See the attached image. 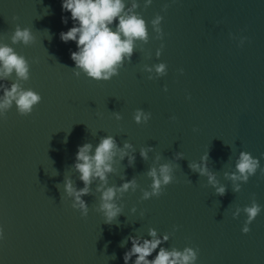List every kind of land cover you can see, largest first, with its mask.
<instances>
[{
	"label": "water",
	"instance_id": "obj_1",
	"mask_svg": "<svg viewBox=\"0 0 264 264\" xmlns=\"http://www.w3.org/2000/svg\"><path fill=\"white\" fill-rule=\"evenodd\" d=\"M61 3L0 0V43L29 62L22 87L41 96L30 115H19L13 105L0 117V264H124L131 242L124 247L120 242L130 235L150 239L149 228L158 237L169 235L162 247L198 249L195 264H264V176L257 169L237 193L224 176L234 171L240 151L264 167V0H152L147 8L137 0L135 11L148 23L149 41L138 43L131 61L108 81L73 75L70 52L76 44L59 38L73 21ZM165 3L167 11H161ZM156 14L163 17L162 41L153 39L150 21ZM16 25L30 29L32 44H11ZM158 63L166 64V74L152 73L149 80L143 66ZM14 80L13 74L0 83ZM136 109L151 113L147 123L134 122ZM107 135L119 147L128 141L135 149L134 166L127 157L114 164L108 186L133 177L139 186L117 201L122 214L112 224L94 211L95 182L93 195L82 197L86 217L71 207L62 186L64 177L77 189L84 186L72 169L78 146L87 142L94 149ZM141 147L153 149L147 161L139 155ZM178 152L182 159H175ZM206 152L209 171L226 187L223 196L188 167ZM157 154L158 163L175 165L174 180L159 197L140 200V189L150 190L145 173ZM253 198L261 212L244 234L246 215L233 219L232 212Z\"/></svg>",
	"mask_w": 264,
	"mask_h": 264
},
{
	"label": "clouds",
	"instance_id": "obj_2",
	"mask_svg": "<svg viewBox=\"0 0 264 264\" xmlns=\"http://www.w3.org/2000/svg\"><path fill=\"white\" fill-rule=\"evenodd\" d=\"M174 2V0H173ZM152 0H144V7L151 5ZM168 4L165 3L161 11H167ZM139 7L137 0H130V6L126 7L125 0H62V11L69 12L73 21V26L67 31L59 33L62 42L73 41L76 44V51L70 52V58L75 64L73 75L79 77L83 73L86 77L95 81H108L113 76L118 75L119 69L124 63L130 62L137 44L144 45L149 41L148 23L135 10ZM16 19V17H13ZM163 17L156 14L150 21L152 32L155 34L153 39L163 40L164 33L161 29ZM115 22V23H114ZM62 23H67V18L62 17ZM246 38H240L242 45ZM34 37L29 28H21L16 25L10 35L11 44L21 43L28 46L33 43ZM164 45L161 43L156 50V57L161 55ZM141 50H143L141 48ZM142 70L149 73L148 79H153L152 73L156 77L166 74V64L158 63L151 67L144 65ZM183 74V69L178 70ZM15 75V80L10 85L0 83V117L15 105L16 111L21 116L30 115L36 105L41 101V96L31 90L22 87L23 81L29 79V62L24 56L17 54L13 47L0 43V81H7ZM167 91L165 87L163 89ZM190 98V97H188ZM114 118L119 121L121 116L118 112H113ZM151 113L142 109H136L133 113V120L137 124L147 123ZM175 119V117H171ZM196 131V129H193ZM153 151L152 147H141L139 155L144 160L149 159L148 153ZM135 149L128 141H124L123 147L117 145L113 136L107 135L101 137L99 143L93 149L91 143H84L78 146L75 156V162L72 169L79 174V180L83 182V187L77 189L74 181L70 177H64L63 193L66 197L71 198V207L79 210L82 217H86L89 207L82 199L83 196L93 195V189L90 187L94 182L96 187L94 193L99 194L98 206L94 211L99 212L104 217V223L112 224L117 217L122 214V206L117 204L121 197L129 192H135L139 187L135 177L124 181L122 175L120 179L124 182L117 186L112 184L108 186L109 174L116 173L114 164L120 163L127 157L128 166H134ZM264 156V154H262ZM183 158V153L175 154V159ZM161 157L156 155L145 173L150 178L151 183L148 186L150 190L140 189V200H148L152 197H159L163 193L165 186L173 182L172 163H158ZM208 153L206 152L200 158V162H189L188 167L194 173L207 177V184L215 189V194L223 196L226 187L219 184L216 175L209 171L207 167ZM259 169L261 176H264V167L260 166L257 158L250 153L240 151L235 161L234 171L225 172L226 179L232 182V191H240L241 182L247 183L249 177L254 175ZM56 187L60 189V184ZM63 197H61L62 199ZM135 212L136 209L132 208ZM243 212L247 219L241 229L242 233L247 234L250 229L248 225L261 212V206L253 198L250 205L243 208L237 206L232 212L233 219L237 218ZM143 215V212H141ZM173 230H176L174 226ZM150 239H144L139 236H128L120 242V247H124L129 241L131 247L123 254L124 264H195L198 255V249L185 247L182 251L175 247L170 250L161 245L169 240V235L164 234L158 237L155 229H148ZM0 238H3V231L0 230ZM159 249L158 251H156ZM156 252L153 259L148 257ZM115 259V254L111 256Z\"/></svg>",
	"mask_w": 264,
	"mask_h": 264
}]
</instances>
